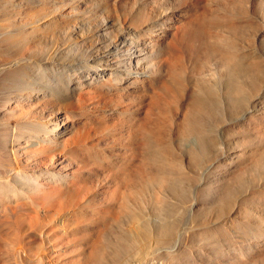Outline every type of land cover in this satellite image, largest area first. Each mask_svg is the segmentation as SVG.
<instances>
[{
	"label": "bare ground",
	"instance_id": "1",
	"mask_svg": "<svg viewBox=\"0 0 264 264\" xmlns=\"http://www.w3.org/2000/svg\"><path fill=\"white\" fill-rule=\"evenodd\" d=\"M156 260L264 264V0H0V264Z\"/></svg>",
	"mask_w": 264,
	"mask_h": 264
},
{
	"label": "rangeland",
	"instance_id": "2",
	"mask_svg": "<svg viewBox=\"0 0 264 264\" xmlns=\"http://www.w3.org/2000/svg\"><path fill=\"white\" fill-rule=\"evenodd\" d=\"M12 94H13V92L10 93V96H12ZM10 96H9V97H10ZM10 99H12V98L10 97ZM190 259H191V257H190ZM156 261H158L159 264H160V262H161V260H156ZM156 261H154V262L157 263ZM155 263H154V264H155ZM158 263H157V264H158Z\"/></svg>",
	"mask_w": 264,
	"mask_h": 264
}]
</instances>
